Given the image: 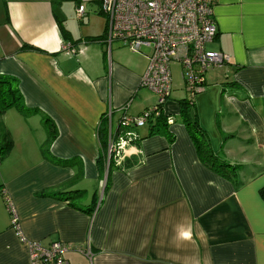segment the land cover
<instances>
[{
    "label": "crops",
    "instance_id": "obj_1",
    "mask_svg": "<svg viewBox=\"0 0 264 264\" xmlns=\"http://www.w3.org/2000/svg\"><path fill=\"white\" fill-rule=\"evenodd\" d=\"M79 4L91 6L73 23ZM99 6L0 0V77L15 79L30 110L12 107L0 120V144L12 142L6 155L0 151V264H31L7 201L22 236L42 247L67 243L70 264H264V0H213L217 34L208 48L229 61L205 73V86L188 104L212 154L246 166L226 175L199 158L179 113L191 96L180 75L186 96L178 85L172 90L171 78L163 107L173 118L166 123L172 141L150 134L155 118L131 127L136 138L106 178L109 127L116 132L123 115L136 118L157 98L140 84L146 51L109 45ZM45 119L57 131L48 149L53 161L41 154ZM56 186L79 192L66 196L70 201L39 195Z\"/></svg>",
    "mask_w": 264,
    "mask_h": 264
},
{
    "label": "built area",
    "instance_id": "obj_2",
    "mask_svg": "<svg viewBox=\"0 0 264 264\" xmlns=\"http://www.w3.org/2000/svg\"><path fill=\"white\" fill-rule=\"evenodd\" d=\"M212 7L213 0H100L99 8L106 21L105 41L109 45L119 41L132 52L146 51L148 67L140 84L157 98L155 105L136 118L123 115L122 127L142 126L160 113L166 116V123L173 122L163 109L171 93L172 62L180 66L181 79L192 99L205 86V73L229 61L227 54L208 48L217 34ZM85 9L79 4L76 17L81 19ZM110 113L107 111L105 115ZM115 135L109 127L107 165L111 157L119 164L124 147L136 138L133 129L122 131L117 139ZM7 208L20 241L28 247L31 264H70L64 257L69 249L67 243L55 241L42 247L36 241H27L18 229L15 210L8 201Z\"/></svg>",
    "mask_w": 264,
    "mask_h": 264
},
{
    "label": "trees",
    "instance_id": "obj_3",
    "mask_svg": "<svg viewBox=\"0 0 264 264\" xmlns=\"http://www.w3.org/2000/svg\"><path fill=\"white\" fill-rule=\"evenodd\" d=\"M193 100L190 98L189 100H184V101H180V106H181V112H179L180 114L183 112V121L184 124L186 125L190 137L192 138V140L194 141V144L197 147L198 150V155L199 158L201 160L204 161H212L210 166L215 168L218 172H220L222 175H226L228 174L225 169L231 168V171L235 170L234 168L237 167H241L243 165H231L229 163L224 162L223 160H220L219 157H216L215 155L212 154V152L208 149L207 146V136L206 134L202 131V129L197 125L196 121L191 120V118L188 117L187 115V110H188V104L191 103ZM16 108L18 109L20 112L26 114L28 112H30V110H28L22 100V96L18 90V87L16 85L15 79H13L12 77H0V120L2 115L5 113V111L9 108ZM165 115L160 113L157 116H153L150 120H148L146 123L150 122L152 119L155 118V122L154 124H151L150 126V134H165L167 135V138L169 139V141H172V136L169 134L168 130H167V125H166V119H165ZM122 119V117H121ZM121 119L119 120V127L116 130V135H119L120 133H122V131H126V130H130L132 129L131 127H127V126H123L122 127V123H121ZM1 122V121H0ZM145 123V124H146ZM102 124V122H101ZM44 125H45V129H46V138L41 146V154L43 156L44 159L53 161L52 158L50 157V155L48 154V149L51 145V142L55 139L57 131H56V127L52 122H49L48 119L44 120ZM100 138H101V144L106 145V127L105 126H101L100 127ZM12 147V142L9 138L6 139V141L3 144H0V151H2V155H6L8 153V151L11 149ZM207 154V155H205ZM211 157V159L209 158ZM106 158H105V154H102V156L100 157V159H98L97 163H98V168H99V172L102 174H104L105 171V166H106ZM123 161V160H122ZM121 161V162H122ZM115 165H121V163L116 164L114 159L111 157L109 159V164L107 165V171H106V178L108 176V171L110 170V168L112 166ZM229 176V175H227ZM105 178V179H106ZM77 180V176L75 175L71 180L65 182L64 188L69 187L71 184H74V182ZM107 181V180H106ZM60 186V185H59ZM56 187H52V188H47L45 190H43L42 192L39 193V195L41 196H51V197H56V198H61L64 199L66 198V196L72 198L74 193H78V190H72V191H57L55 190ZM264 191V190H262ZM68 197L66 199H68ZM69 200V199H68ZM70 201V200H69ZM71 203V202H69ZM76 204V203H75ZM74 204V205H75Z\"/></svg>",
    "mask_w": 264,
    "mask_h": 264
},
{
    "label": "rangeland",
    "instance_id": "obj_4",
    "mask_svg": "<svg viewBox=\"0 0 264 264\" xmlns=\"http://www.w3.org/2000/svg\"><path fill=\"white\" fill-rule=\"evenodd\" d=\"M76 18L77 17L74 14V16L72 17L73 23L74 22L75 23H78L77 20H76ZM171 64H170V71H171V78H172V90H173V87H175V86L178 85L179 86L178 87V90H177L178 91L177 92L178 95L185 97L186 94H185L184 90L182 89V82H181V79H180V66L178 64H172V65ZM172 90H171V93H172ZM171 96H172L171 98L174 99V100L175 99L176 100L181 99L180 97L178 98V97H176V95L174 96L173 94ZM0 128H2L1 122H0ZM244 154H246V153H244ZM218 157H219L220 160L223 159V157L221 155H219ZM235 158H237V160H240L241 161V159L244 158V157L241 154H238L237 157H235ZM234 169L235 170H238L237 172H240V169H246V166H241L239 168L235 167Z\"/></svg>",
    "mask_w": 264,
    "mask_h": 264
},
{
    "label": "water",
    "instance_id": "obj_5",
    "mask_svg": "<svg viewBox=\"0 0 264 264\" xmlns=\"http://www.w3.org/2000/svg\"><path fill=\"white\" fill-rule=\"evenodd\" d=\"M90 6H91V5H87V6H86V9L89 10V9H90Z\"/></svg>",
    "mask_w": 264,
    "mask_h": 264
}]
</instances>
